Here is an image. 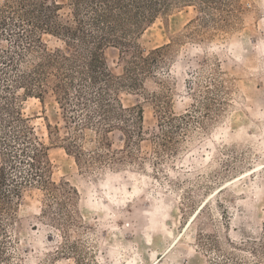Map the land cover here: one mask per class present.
Listing matches in <instances>:
<instances>
[{
	"label": "rangeland",
	"instance_id": "rangeland-1",
	"mask_svg": "<svg viewBox=\"0 0 264 264\" xmlns=\"http://www.w3.org/2000/svg\"><path fill=\"white\" fill-rule=\"evenodd\" d=\"M207 4L92 69L80 42L0 14V264H264V0ZM57 52L41 97L20 84Z\"/></svg>",
	"mask_w": 264,
	"mask_h": 264
},
{
	"label": "trees",
	"instance_id": "trees-1",
	"mask_svg": "<svg viewBox=\"0 0 264 264\" xmlns=\"http://www.w3.org/2000/svg\"><path fill=\"white\" fill-rule=\"evenodd\" d=\"M193 0H71L73 5V25H67L56 20L57 4L52 0H5L0 14L11 13L20 24L32 28V42H41L39 32L52 31L65 36L72 43L80 42L82 49L90 56L89 66L92 69L99 61L97 53L106 44H118L129 47L130 41L140 34L143 26L152 22L156 16L166 12L175 4ZM207 4L214 0H196ZM208 5V4H207ZM24 29V27H23ZM78 45V44H77ZM146 60L143 56L135 57ZM69 60L61 52L51 53L47 62L39 64L30 72L19 74L20 84L31 91H38L39 97L44 90L46 81V66L62 64ZM136 66H138V63ZM58 88L60 86L57 85ZM100 110L106 109L99 106ZM6 178L0 170V203L5 198L1 193V184ZM20 187L16 186L14 194L20 195Z\"/></svg>",
	"mask_w": 264,
	"mask_h": 264
},
{
	"label": "bare ground",
	"instance_id": "bare-ground-1",
	"mask_svg": "<svg viewBox=\"0 0 264 264\" xmlns=\"http://www.w3.org/2000/svg\"><path fill=\"white\" fill-rule=\"evenodd\" d=\"M194 218V217H193ZM192 221V220H191ZM190 223V222H189Z\"/></svg>",
	"mask_w": 264,
	"mask_h": 264
}]
</instances>
